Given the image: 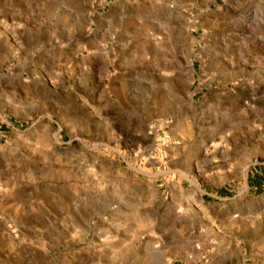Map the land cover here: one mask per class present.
<instances>
[{"label":"rangeland","instance_id":"rangeland-1","mask_svg":"<svg viewBox=\"0 0 264 264\" xmlns=\"http://www.w3.org/2000/svg\"><path fill=\"white\" fill-rule=\"evenodd\" d=\"M264 0H0V264H264Z\"/></svg>","mask_w":264,"mask_h":264},{"label":"crops","instance_id":"crops-1","mask_svg":"<svg viewBox=\"0 0 264 264\" xmlns=\"http://www.w3.org/2000/svg\"><path fill=\"white\" fill-rule=\"evenodd\" d=\"M263 175H264V173H263V172H261V173H260V176H263Z\"/></svg>","mask_w":264,"mask_h":264}]
</instances>
